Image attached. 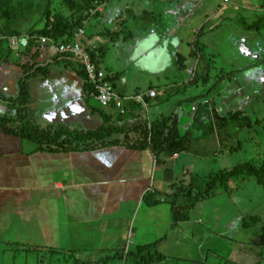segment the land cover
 Instances as JSON below:
<instances>
[{"label":"crops","instance_id":"1","mask_svg":"<svg viewBox=\"0 0 264 264\" xmlns=\"http://www.w3.org/2000/svg\"><path fill=\"white\" fill-rule=\"evenodd\" d=\"M145 1L148 6L151 5L144 9L145 11L149 13L156 11L154 15L159 13L153 0ZM203 1L160 0L158 2L162 21L166 20L164 16L166 11L171 12L168 19H172L175 24L182 14L189 12L183 20L193 21L194 24L188 26V32L183 33L184 38L180 39L176 33L164 28L165 22L156 23L153 20L155 18L151 19L154 15L145 14L139 17V10L136 9L134 1L125 3L103 0L100 14L97 17L92 15L84 23V34L81 37L83 43L90 49L106 46L111 38L107 36L109 29L112 28L115 32L126 27L130 29L132 35L127 39H123L122 36L120 40L124 41L129 58L136 67H140L143 71L147 70L156 77L155 83H150L148 89L144 91L139 90L138 87L133 92L129 88H123L121 91L119 85L125 87V81L118 79L119 83H117L116 77L122 79L125 75L124 70L114 71L111 74L113 84L117 93L124 98L123 103L127 113L122 116L114 104L104 108L105 112L114 114L112 119L118 127L130 130L145 121V117L153 121L168 115L173 100H169V93L166 97V89L179 87L178 89L182 90L180 88L182 87L185 97L181 101L178 99L179 103L174 105L173 111L179 114L180 133L184 136L181 140L169 142L159 156L150 147L137 150L123 145L58 153L40 149L35 142L8 134L0 126V242L49 246L66 253L69 252V248H75V254L81 256V259L87 258L90 253H98L95 249L97 244L99 247L126 246L138 234L141 235L143 243H152L160 239V235L164 232L161 238L173 239L175 244L178 240L177 236L182 237V234L177 233L173 238L175 233L173 230L178 231L190 220L172 227L173 216L168 186L171 187V184L181 180L188 182L193 175H200L199 164L214 160L218 153L225 156L233 152L249 150L244 142L253 144L254 149L263 148L264 88L261 90L262 95L249 97L245 91H240V88L242 85L243 88L247 85L257 90L254 84L258 81L259 84L264 85V35L261 38L253 37L256 42L250 44L248 32H252L253 26L248 22L241 27L246 30L238 41V46H241L245 53L243 84L237 81L239 90L233 92V81L242 70L234 73L235 68L232 64L229 68L221 66L202 48L207 46L205 35L214 31L211 26L215 24L209 21L210 18L201 26L197 24L200 22L199 12L206 13L202 8ZM200 2L201 9L195 8ZM232 4L233 6L228 8L225 14L240 16L243 13H250L252 14L250 22L264 16V0H232ZM105 9L109 11L106 17L103 14ZM65 13L71 14L67 10ZM118 13L121 15L118 16ZM205 15L208 17V14ZM216 15L219 13L213 14ZM112 17L114 22L111 24ZM224 18L229 20V16ZM149 24L154 26L149 28ZM205 26L210 27L209 31L204 30ZM199 28L202 29L200 36L205 44L194 36L201 33ZM111 42L112 45L116 44ZM200 43L203 46H200ZM182 44L186 45L183 52L178 50ZM178 54L183 55V63H177ZM151 56H157L159 64L151 65L144 61L148 59L150 62ZM19 57L15 54L13 56L17 60ZM43 60H48L46 64L49 72L50 65L56 63L54 66L58 69L57 72L61 70L62 73L53 81H49L48 74L43 73L34 75L30 79L34 96L31 107L33 119L44 128L48 123H65L86 130L97 129L103 123V117L97 118L86 102L87 92L90 90L85 86L78 60L71 56L60 55L50 46L42 47L40 50L36 68L42 66ZM23 62L24 60L16 63L12 60L0 65V116H4L8 111L6 97L9 94L5 91V81L10 76L20 79L26 75ZM228 63L229 61L226 60V65ZM97 64L101 67L100 61ZM172 67L180 78L179 81H175V85L165 74V71ZM186 68L191 70V73L183 74L182 70ZM246 69L249 71L246 72ZM205 74L209 79L203 80L205 89L202 90L198 79H203L202 75ZM227 74L229 77L226 80ZM160 75L162 78L158 79ZM218 76L220 78H217ZM211 78L214 81L219 80L216 87L213 86L216 84L207 87ZM157 86L166 89H159ZM225 86H228L227 94H222L224 100L219 103L217 97H220V91ZM150 89L156 90V98L152 99L148 96ZM205 90L208 91L206 95H204ZM137 93L145 94L148 107H139V103L133 99ZM79 101H83L82 112L87 116L83 123L77 119L79 107L77 110L76 103ZM260 103L263 104L262 107ZM90 104L101 107L98 106L99 103L95 98L90 99ZM252 127L257 136L261 134L262 137H252L249 132L241 139L242 132ZM210 173L214 172H204L202 176ZM156 178H159L161 183L157 184ZM149 191H155L164 201L155 205L148 204L144 196ZM167 202L170 203V207H165ZM204 203L201 202L199 205ZM161 216H164L162 223L158 220ZM139 218L140 221H144V218L151 220L152 229L148 231L150 238H146L145 233L143 235L141 232L138 233V230H141L137 226ZM155 227H160L162 230ZM20 230L23 233H20ZM186 232L188 233L186 240L193 241V230L188 228ZM60 233H63L64 240L67 238L64 244L50 243V238L57 240ZM24 238L26 241L22 240ZM164 253L167 255L166 252ZM208 258L209 255L207 260ZM219 258H223V264H228L230 261L224 257ZM192 260H195L194 257Z\"/></svg>","mask_w":264,"mask_h":264},{"label":"rangeland","instance_id":"2","mask_svg":"<svg viewBox=\"0 0 264 264\" xmlns=\"http://www.w3.org/2000/svg\"><path fill=\"white\" fill-rule=\"evenodd\" d=\"M58 1L60 0H52V2H54L52 3L54 12H57V7L59 4ZM109 1H121L125 3L126 1H134L137 6L136 9L139 10V17H143L145 14L154 15V13L156 12L151 11V13H149L148 11L144 10L151 6H148L145 0ZM153 1L157 6V12L160 13V5L158 3L160 2V0ZM47 3L48 0L42 1L43 8H45ZM232 6V0H204L202 3V8L206 10V13H204L203 11L199 12L200 22H197V24L201 26L209 18V21L215 23L213 26H211L212 28H214V31L205 35L207 46H203L202 43H200L199 45L203 46L202 48L205 49L209 55H211V58L214 61H218L221 66H226L227 68H229L231 66L230 64H232V67L235 68L234 73H236L238 70H242V72H239V76L234 79L232 84L233 92H238L239 88L237 87L236 82L240 81L241 84H243L242 73L244 71L243 66L245 58L243 55L245 53H243L241 46H238V41L241 38V35L246 32V30H243L241 27H243L248 22L249 25L253 26L252 32H248L249 43L253 44L256 42V39L254 38H261L264 35V16L257 18L255 21H252L255 22V27L254 24L250 22V17L252 16V14L250 13H243L242 15H240L239 13L240 16L230 13L225 14V11ZM43 8H39V11L42 12ZM195 8L201 9V2L197 4ZM118 11L119 10H117V12ZM239 11H241L240 7ZM215 12L219 13V15L213 16ZM159 13L151 16V19L155 18L153 20L156 23L165 22L166 26L164 28L166 30L169 29L171 33H176V36L180 39L184 38L183 33L188 32V26L190 24H194L193 21L187 22L186 20H183L186 17V14L189 12L182 14L177 24H175L172 19H168L171 12H164V16H166L165 21H162L160 19ZM103 14L104 17H106L107 15H109V11L105 9ZM205 14H208V17ZM35 15H38V13H36ZM117 15L120 16L121 14L118 13ZM225 16H229V20H226L224 18ZM35 21H37V17L34 16L32 17L29 26L34 24ZM113 22L114 17H112L111 19V24ZM151 26L154 25L149 24V28H151ZM197 28H195V31H197ZM209 29L210 27L205 26L204 30L207 32L209 31ZM109 30L113 31L112 28ZM199 30H201V33L199 35L194 34L195 31L192 32V34L199 38L200 42H203V39L200 36L202 34V29L199 28ZM124 31L128 33V28L125 27ZM122 35L124 34H121V36ZM116 37L117 38L114 41V43H116L115 45H112L113 43L111 41L107 42L106 51L103 54L102 60L100 61L101 68L107 71L109 74H112L114 71L118 72L124 70L125 75L122 77L123 80L119 78V76L116 77L117 83H119V81H125V87H122L121 84L119 85V90L121 91H123V88H129V90L132 92L137 87L142 91L148 89L150 83H155V75L151 74V72H148L147 70L143 71L140 67H136V65H134L132 60L129 58L126 47L123 43L124 41L120 40L119 35H117ZM203 44L205 43L203 42ZM185 47L186 45L182 44L180 45V47H178V50L180 49V51L183 52ZM211 51H214V53H212ZM150 60V62L148 61V59L144 61L146 63H150L151 65H155L156 63L159 64V58H157V56H151ZM226 60L229 61L227 65ZM177 63L180 64L179 62ZM170 64L171 63H169V65ZM54 65H56V63L50 65V72H48L47 76L50 77L48 79L49 81H53L62 73L61 70L57 72L58 69ZM113 67L115 70H113ZM229 71L230 69L227 70V72ZM245 71L247 72L249 70L246 69ZM182 73L187 75L191 73V70L186 68L185 70H182ZM165 74L169 79H172L174 85L176 83L175 81H179L180 79L174 67L166 70ZM39 75H42V73ZM228 77L229 75H226V80L228 79ZM159 78H162V76H158V79ZM198 80L200 88H202V90L205 89L203 88V79ZM258 82L254 84L257 90L252 87H248L247 85H244L245 88H243L242 85L240 91H245L248 97L254 95H262L263 93H261V90L264 88V85L259 84ZM244 83H246V81H244ZM212 84H216L213 85L214 87H216L219 84V80L216 79V81H214L211 78L207 83V87H211ZM178 85L180 86V83ZM157 87L159 89H166L163 86ZM178 88L166 89V97L169 93V100H173L171 101V107L168 109L170 113L167 116H170L172 114L173 110L175 109L174 105L176 106L179 103V100L181 101V99L185 97V91L183 90V88L180 87L182 90H179ZM227 90L228 86H225L222 91L219 90L221 95L220 97H217V102H223V95L227 94ZM207 92L208 91L205 90L204 95H206ZM82 104L83 101H79L76 103V106L77 110L79 107L77 119L83 123L86 121L87 116L82 112ZM167 105L169 106L170 104ZM260 106L262 107L263 104L260 103ZM130 124H132V122ZM249 132L251 133L252 137H262L261 134L257 136L254 127H252L249 129H245L242 132L241 139H243L244 135ZM183 136L184 134H181L178 140H181ZM244 144L250 149L247 151H238V153L233 152L230 154H226L225 156L221 153H218L215 156L214 160L208 161L206 163H200L198 166V172L200 173V175H202V173L204 172L209 171L215 173L224 167L231 168L238 165L239 163L252 160H256L257 162H259L264 158V143H262V149H254L253 144H251L250 142H244ZM178 162L180 161L178 160ZM199 182L203 183L200 178ZM156 183H161L159 178H156ZM173 189L174 188L172 186H168V190L170 193L173 191ZM165 207H170V203L167 202ZM190 215L191 216L189 222L184 223L178 231L173 230V232L175 231L173 238H175L177 233L182 234V237L177 236L178 240L175 241V244H173V239L162 240L161 236L164 235V232L162 233V235H160V251L166 252L167 255H171L172 257L168 258L165 263L159 262L157 264H223V258L219 257L231 259L228 264H264V189L258 183L255 177H248L243 180L232 181L228 190H220L217 193H214L212 197L207 199L203 205H198L195 209H193ZM256 218L258 219L256 220ZM163 219L164 216L158 217L160 223L164 221ZM150 222L151 220L149 218H144V221H140V218L137 220V226L139 229H141L138 230V233L141 232L142 235L143 233H145L146 238H150V234L148 233V231L152 229V225L150 224ZM155 228L160 231L162 230V228L160 227ZM188 228L193 230V241L186 240V236L188 235L186 231ZM20 233H23L22 230H20ZM57 238V240L56 238H50V243L52 242L54 244L61 245L64 244L67 239L66 238L64 240L63 233H60ZM39 239L41 238H38V240ZM22 240L26 241V238ZM179 240L181 241V244H179ZM6 242L7 243L0 242V264H53V260L55 258L54 256L58 257L61 255L54 254L55 248L51 249V251L53 252H47L46 249L40 251V249H38L39 246L32 244L28 245L21 242L16 244L8 243V241ZM137 244H143V239L139 234L128 245V248L131 245V248L128 249V251L134 250L135 247L137 248ZM46 247L48 248V250L50 249L49 246ZM41 252H44V254H41ZM48 253L50 254L48 255ZM192 253L193 257L199 259L198 263L189 259ZM207 255H209V258L206 261ZM212 256H214L215 258H212ZM176 257L178 260L176 259ZM131 261L132 258L125 260L118 259L116 261L112 260L109 264L129 263Z\"/></svg>","mask_w":264,"mask_h":264},{"label":"trees","instance_id":"3","mask_svg":"<svg viewBox=\"0 0 264 264\" xmlns=\"http://www.w3.org/2000/svg\"><path fill=\"white\" fill-rule=\"evenodd\" d=\"M42 1L0 0V35L8 37L6 40H0V65L12 62V60L16 63H21L24 60L22 65L26 71V75L20 77L18 82L17 94L6 97L9 111H7L6 116H0V126L3 130L8 134L18 135L35 142L40 149H48L58 153L96 150L113 145H123L137 150L150 147L157 156L163 153L166 145L177 140L181 135L177 112L173 111L170 116L165 115L151 122L142 121L133 129L126 130L116 126L112 119L114 114L105 112L102 106L95 107L90 104V99L94 98V89L88 85H85L90 90L87 92L86 102L97 118L103 117V123L97 129L86 130L65 123H48L44 128L33 119L31 107L34 103V96L30 87V79L34 75L48 74L49 72L46 64L48 60L41 61L43 62L42 66L36 68L37 57L43 45L41 37H47L55 44L71 41L79 27H83L92 15L97 17L100 14L98 6L103 2V0H60L58 2L62 4H58L57 12H54L52 0H48L45 8H43ZM39 8H43V11L40 12ZM65 10L71 14H66ZM92 10L95 13H92ZM36 13L38 15H35ZM34 16L37 17V21L29 26ZM124 28L122 27L121 30L115 32L109 30L107 36L111 37L110 41L114 42L117 35L124 36L123 39L131 37L130 29L126 34ZM121 34L125 35L121 36ZM27 36L29 37L28 44L22 46L20 39ZM11 39L16 41V51L15 46L13 48L9 44ZM106 46L90 49L91 59L94 62L99 63L102 60ZM14 54L20 56L18 60L13 58ZM178 57L179 59L176 61L183 63V55L178 54ZM81 73L83 76L85 75L83 70ZM202 78L207 81L209 76L205 74L202 75ZM194 97L197 98L198 96ZM248 177H255L264 189V158L259 162L256 160L246 161L204 176L193 175V178L188 182L181 180L171 184L174 189L168 197L172 208V227L190 220L193 209L201 202L211 198L214 193L220 190H228L232 181L243 180ZM199 178L203 183L199 182ZM145 200L150 205L161 202L156 192L146 193ZM159 244L160 241L151 244H138L137 248L129 251L126 250L125 246L106 245L99 247L97 244L95 249L98 253H90L85 259H81V256L75 254V248H69L68 253L61 249H55L54 254L61 255L54 256L53 264H109L112 260H125L127 258H132V261L121 264H155L165 258V255L155 251ZM45 247H38V249L53 252L51 251L52 248L48 250ZM192 257L193 253L189 259L192 260ZM194 259L192 261L199 262L198 258L194 257ZM229 260L231 261V259Z\"/></svg>","mask_w":264,"mask_h":264},{"label":"built area","instance_id":"4","mask_svg":"<svg viewBox=\"0 0 264 264\" xmlns=\"http://www.w3.org/2000/svg\"><path fill=\"white\" fill-rule=\"evenodd\" d=\"M83 29H79L73 39L69 42L61 43L55 45L57 50L61 53H72L74 54L81 62L88 80L94 86L95 98L103 106L109 105L112 102H115L116 107L121 113L125 112L123 99L115 92L114 86L109 79L108 74L99 69L96 64L92 61L89 50L86 45L81 41L83 35ZM5 38V37H4ZM29 37H22L20 43L22 46H27ZM43 42H52L48 38H42ZM11 45L17 48L16 41L14 39L10 40ZM53 43V42H52ZM54 44V43H53ZM156 91L151 90L149 92L150 96H155ZM138 102L145 104V99L143 95H137L134 97Z\"/></svg>","mask_w":264,"mask_h":264},{"label":"clouds","instance_id":"5","mask_svg":"<svg viewBox=\"0 0 264 264\" xmlns=\"http://www.w3.org/2000/svg\"><path fill=\"white\" fill-rule=\"evenodd\" d=\"M98 9L99 10H101L100 9V6H98ZM92 13H95V11L94 10H92L91 11ZM83 29V27H79L78 29H77V31L79 30V29ZM76 31V32H77ZM75 32V33H76ZM83 32H84V30H83ZM75 33H74V35H75ZM84 34V33H83ZM5 37V38H4ZM74 37V36H73ZM73 37H72V39H73ZM42 38H47V37H41V42H42V47H47V46H50V47H53L60 55H65V56H71V57H73V58H75L76 60H78V62H79V64H80V70L82 71H84V73H85V75L83 76V79H84V81H85V85H88V86H90V88L92 87L93 89H94V86L91 84V82L88 80V78H87V74H86V72H85V70H84V68H83V66H82V64H81V62H80V60L74 55V54H72V53H61V52H59L58 50H57V48H56V46L55 45H57V44H53L52 42V40L51 39H49L50 41H52V42H43L42 41ZM6 40V39H8V37L6 36V35H0V40ZM81 41H82V39H81ZM83 42V41H82ZM65 43V42H64ZM9 44L11 45V43L9 42ZM59 44H61V43H59ZM12 46V45H11ZM13 47V46H12ZM87 47V46H86ZM14 48V47H13ZM87 49L89 50V52H90V48H88L87 47ZM15 51H16V48H15ZM91 55V54H90ZM93 61V60H92ZM94 62V61H93ZM95 64H96V66L99 68V69H101V70H103V71H105L104 69H102L101 67H99L98 66V64H97V62H94ZM106 72V71H105ZM107 74H108V76H109V79L111 80V82H112V84H113V78H112V75L111 74H109L108 72H106ZM9 80V79H8ZM7 80V81H8ZM18 80V82H19V80L20 79H17ZM7 81H5V82H7ZM18 82H17V87H18ZM113 86H114V84H113ZM6 89H8V87L6 86ZM114 90H115V92L117 93V91H116V89H115V86H114ZM151 90H155V89H150L149 90V92L151 91ZM6 91V90H5ZM156 91V90H155ZM149 92H148V96L150 97V98H152V99H154V98H156V96H157V93L155 94V96H150L149 95ZM7 93V92H6ZM118 94V93H117ZM13 95H15V94H12V95H9V96H13ZM119 95V94H118ZM137 95H143V97H144V99H145V94L144 93H137L135 96H137ZM122 99H124L121 95H119ZM134 96V97H135ZM134 97H133V99H134ZM94 98H95V90H94ZM95 100H96V98H95ZM97 101V100H96ZM135 101L136 102H138L136 99H135ZM98 102V101H97ZM99 103V102H98ZM139 103V105H141L142 107H144V108H146V107H148L147 106V100L145 99V104H143V103H141V102H138ZM111 104H114L115 105V107H116V104H115V102H112V103H110L109 105H111ZM124 104V103H123ZM99 105L100 106H102L103 108L104 107H108L109 105H106V106H103V105H101L100 103H99ZM140 106V107H141ZM116 109L118 110V112L122 115V116H124L127 112H126V108L124 107V109H125V112L124 113H121L120 111H119V109L116 107ZM8 111H9V109H8ZM4 116H6V114H4ZM145 119L148 121V122H151L152 121V119H150L149 117H145ZM53 121V120H52ZM18 136V135H17ZM20 137V136H19ZM26 140V139H25ZM149 192H155V191H149ZM148 193V192H147ZM145 195H146V193H145ZM144 198H145V196H144ZM161 199V198H160ZM146 201V200H145ZM164 200H162L161 199V202H163ZM165 239V237L162 239V240H164ZM157 241H160L159 239L158 240H156L155 242H157ZM155 242H152V243H155ZM131 243V241L129 242V244ZM128 244V245H129ZM149 244H151V243H149ZM128 245H126L125 247H126V250H128V249H130L131 248V245H130V247L128 248ZM138 245V244H137ZM155 251H157V252H159V253H161V254H163L164 252L163 251H160V246L158 245L157 246V248L155 249ZM153 253H154V251H152ZM165 254V253H164ZM163 254V255H164ZM126 258H127V256H125ZM128 259V258H127ZM168 259V256L167 255H165V258L163 259V260H161V261H158L157 263H159V262H162V263H164L166 260ZM157 263H155V264H157Z\"/></svg>","mask_w":264,"mask_h":264},{"label":"water","instance_id":"6","mask_svg":"<svg viewBox=\"0 0 264 264\" xmlns=\"http://www.w3.org/2000/svg\"><path fill=\"white\" fill-rule=\"evenodd\" d=\"M17 79L18 78L15 76L9 77V80L6 82V86L8 87V89H6L7 94L9 95L17 94V91H18V87H17L18 80Z\"/></svg>","mask_w":264,"mask_h":264}]
</instances>
